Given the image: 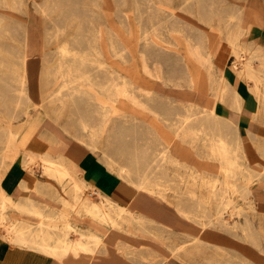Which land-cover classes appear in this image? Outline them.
I'll list each match as a JSON object with an SVG mask.
<instances>
[{
    "label": "rangeland",
    "instance_id": "374dc122",
    "mask_svg": "<svg viewBox=\"0 0 264 264\" xmlns=\"http://www.w3.org/2000/svg\"><path fill=\"white\" fill-rule=\"evenodd\" d=\"M200 3H203L200 10L202 15L213 12L228 16L235 11V7L239 8L243 14V28L248 33L246 36L256 29H264V0H0V163L2 160L9 162L13 154L1 151L6 124H11L10 130L17 132V141H21L25 135L28 137L32 131L25 149L40 146L41 135L50 131L42 129L52 128L63 137L64 142L49 140L46 143L51 148L48 152L53 156L63 154L66 160L71 161L73 171L77 173L75 178L84 179L94 186H109L114 194L112 199L118 204L125 207L132 202L134 211L155 218V222L144 225L123 222L120 230L157 241L188 264H262L264 132L253 141L241 145L242 163L250 170L251 179L247 183L246 174L237 172L232 183L238 188L250 184L251 193L244 198L239 188L233 194H228L234 206L228 211L221 191L217 192L223 186L211 189L189 177L191 174L198 175L197 180H200L208 174H215L222 180L221 172L211 170L216 163L208 155L209 148L204 142L209 138L206 134L196 141L190 138L178 141V151L174 154L187 168L175 171L172 167H166L158 173L155 181L165 190L163 197L144 192L137 194L130 184L103 162L101 149L106 146L107 136L113 128L112 122L103 124L98 149L92 151L85 144L89 142L87 135L70 113L71 102L61 108L60 103L49 96L67 79L60 75L61 67L71 63L61 58L60 49L63 46L94 59L98 57V48L105 49V59L110 63V36L115 35L113 41L119 49H125L126 56L123 61L113 60L114 64L121 68L132 67L141 83L138 88L143 93L142 100L150 96L151 107L163 108L159 118L174 117L177 110L184 114L183 109L188 107L198 114L191 117L192 120L202 117L209 110V105L220 99L209 88L204 74L198 88L194 89L188 78L175 85L177 79L185 74L186 61L182 60V55L185 53L190 59L189 67L204 69L209 44L201 41V38L208 33L214 55L212 62L224 69L225 63L233 57L228 34L234 30H225L222 24L218 30L216 19L212 22L211 30H205L204 23L197 16ZM152 25L158 26V30H153ZM241 53L240 58L233 57V67L248 55L246 51ZM80 69L102 85L109 80L108 70L104 67L97 69L86 64ZM218 73L216 69V82ZM18 74L21 75V85ZM21 88L25 89L23 94L19 92ZM257 96H261L260 91ZM261 98L264 106V95ZM69 99L70 96L66 100ZM163 103H166V107H163ZM155 116L152 120L158 123L156 125L173 138L175 127L170 122L157 121L159 119ZM99 122V115L94 113L93 123ZM24 155L25 150H22L9 166L8 163L6 167L0 166L2 187L6 185V173L13 165L21 164ZM34 170L41 175V180L47 179L41 170ZM178 173L183 179L177 176ZM68 187H64V192L61 186H56L63 197L70 198ZM93 198L96 200V197ZM177 206L190 216H196L195 220L182 217ZM195 236L200 241L194 242ZM71 238L74 239V235ZM238 241L247 244L242 246ZM252 241H257V246ZM249 246H254V249Z\"/></svg>",
    "mask_w": 264,
    "mask_h": 264
},
{
    "label": "bare ground",
    "instance_id": "6f19581e",
    "mask_svg": "<svg viewBox=\"0 0 264 264\" xmlns=\"http://www.w3.org/2000/svg\"><path fill=\"white\" fill-rule=\"evenodd\" d=\"M202 7L203 3H200L197 16L204 23L205 30H211L214 19L219 23L217 26L218 30L221 29V24L225 30H234L228 34L229 43L232 46L233 57L236 59L240 58L239 56L243 54L241 52L245 51L242 47V39L248 34L243 28L242 11L235 7V11L228 16H223L220 13L215 15L213 12L202 15L200 13ZM151 28L158 30V26L152 25ZM114 37L116 36H110V52L112 55L110 58L112 62L110 63H107L105 59V49L99 50L98 48L96 52L98 57L94 59L63 46L60 49L61 58L63 61L69 60L71 63L61 67L60 75L67 79H64L62 85L49 95L50 97L52 96L51 99L58 101L61 108L71 102L69 104L70 113L73 117H76L79 128L87 135L89 142H85V144L92 151L98 149V140H101L103 135V124L112 122L113 128L107 136L106 146L101 149L103 162L110 170H115L122 180L130 184L137 194L144 192L149 195L160 194L163 197L165 190H162L159 183L155 181L159 176L158 173L162 172L166 167H172L175 171L186 167L174 154L178 151V141L183 142L187 138L196 141L199 136L202 137V135L206 134L209 138L205 139L204 142L209 148L208 155L216 163L211 170L213 172H221L222 180L218 179L215 174H208L200 180H197L198 175L191 174L189 177L193 181H199L203 186H209L211 189L216 190L218 186H223L217 192L221 191V197L227 210H232L234 208L233 200L228 194H233L239 188L242 189L240 194L244 198L250 196L251 193L250 184L238 188L232 183L237 172L246 174L248 177L247 183L251 179L250 170L242 163V143L236 130L228 122L223 121L216 115L215 103L209 105V110H206L202 117H194L193 120L191 117L198 114L194 112L192 107L183 109L184 114L179 113L177 110L174 117L159 118L161 116L159 112L162 113L163 108L151 107L152 98L150 96L146 97L145 101L142 100L143 93L141 94L138 88L141 83L132 67L121 68L114 64V61L119 59L123 61L126 56L125 49H119L116 46L113 41ZM145 37L146 35H144V39ZM201 41H206L209 44L208 52L204 57L206 64L204 69H199L195 66L189 67L191 61L184 53L182 60L186 61L185 74L177 79L175 85H180V81L188 78L189 84L194 89L198 88L201 77L204 74L205 80L210 84L209 88L214 91L216 98L220 100L230 98L233 99L234 105H237V95L233 93L231 97L229 87L222 76L223 69L219 65L216 67L212 62L214 55L211 36L208 33L203 34ZM24 62H26V58ZM237 63L233 68L239 76L251 80L255 79V69L251 59L243 57ZM86 64L95 66L97 69H102L103 67L107 69L109 73L108 82L102 85L92 75L83 72L80 67ZM216 69L219 72L217 82L214 79ZM18 76H20L19 84L21 85V75L18 74ZM254 86L257 94L259 89L256 82ZM24 91L25 89L22 88L19 90L21 94ZM69 96L70 99L66 100ZM25 97L29 101V98ZM51 102L53 103V101ZM162 105L166 107V103ZM92 107L93 109L89 111ZM94 113L100 117L99 124L93 123ZM155 115L159 119L157 121L170 122L175 127L173 138L163 131L159 125H156L158 124L157 122L152 120ZM190 119L192 120L191 125L189 124ZM4 127L7 131L3 130L5 137L1 142L3 146L1 151L3 153L12 152L13 154H11L9 162L1 161V168L6 167L7 163L9 166L20 152L25 150L24 162L22 163L23 169L32 171L36 167L41 170V174L43 173L51 181V183H46L44 186L45 194L63 203L67 210L59 214L58 223L55 226L47 220L49 217L46 216L44 231L39 232L37 228H26L23 234L24 228L21 223L10 224L7 219V207L10 208L12 199L6 196L0 180V235L3 238H7L11 243L20 246L33 245L36 249L39 247L45 250L47 255L62 262L65 260L64 257L69 256L92 258L100 253L104 247V236L98 235L93 230L77 228L69 223L68 216L71 213L87 217L104 230L119 229L123 222L127 224L132 222L139 225L155 222L153 216L134 211L132 202L125 207L121 206L98 187L88 186L83 180L75 178L74 176H77V173L76 170L73 171L74 164L66 160L63 154L53 156V153L48 151L39 153L33 148L25 149L22 141L18 143L16 139L17 132L10 130L11 124H6ZM177 176L183 177L179 173ZM56 186H61L64 192L66 191L64 187L69 186L70 191L67 190L70 192V198L58 195ZM86 191H88L90 196L96 195L99 197V202L96 203L90 197H85ZM13 208L23 213L21 206L18 207L14 204ZM176 209L182 217L195 220L196 216H190L181 207L177 206ZM71 235H74L75 238H71ZM194 239V242L200 240L198 236H195ZM249 239H251V236ZM262 264L264 263L262 262Z\"/></svg>",
    "mask_w": 264,
    "mask_h": 264
},
{
    "label": "crops",
    "instance_id": "0c3cea01",
    "mask_svg": "<svg viewBox=\"0 0 264 264\" xmlns=\"http://www.w3.org/2000/svg\"><path fill=\"white\" fill-rule=\"evenodd\" d=\"M242 40V47L248 52L245 58L251 59L255 69V81L239 76L234 71V60L231 57L224 65L222 76L229 87L231 97L233 93L237 95L238 103L234 105L233 99L230 98L217 101L215 113L236 130L241 143L244 144L253 141L261 132H264V106L261 98L264 95V29H256ZM255 82L261 92L260 97L256 94ZM47 129L50 131L41 135L40 146L28 147V149L33 148L39 153H44L51 149L46 144L49 140H55L61 144L64 142L63 137L59 136L56 130L43 128L42 131ZM31 133L32 131L29 132L28 137L25 135L27 138L22 137L21 141L25 148L28 146L27 140ZM23 162L24 158L21 164L13 165L14 167L5 175L6 185L2 189L6 196L12 199L10 208L7 207V219L10 224L21 223L24 228L23 234L26 228H37L41 232L44 231L46 216L49 217L47 220L55 226L58 223L59 214L67 208L63 203L45 194L44 186L51 181L47 177L46 180H41V175L34 170L36 167L32 171L23 169ZM81 180L88 186L98 187L111 198L114 195L109 186H94L84 179ZM57 191L58 195L62 196L58 188ZM84 195L96 203L100 200L96 195H88V191ZM93 197H96V200ZM14 204L21 206L23 213L14 210ZM68 221L77 228L93 230L98 235L104 236L102 251L92 258L69 256L59 262L39 247L36 249L33 245L20 246L0 235V264H188L176 258L167 248L152 239L120 229L104 230L87 217L75 213L69 214ZM238 242L242 246L247 244ZM252 243H256L255 246H257V241ZM249 247L254 249V246Z\"/></svg>",
    "mask_w": 264,
    "mask_h": 264
}]
</instances>
